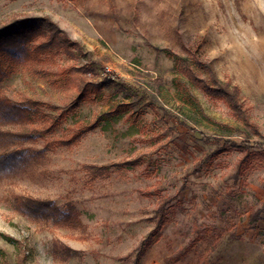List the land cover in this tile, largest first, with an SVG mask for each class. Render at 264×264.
Segmentation results:
<instances>
[{"label":"rangeland","instance_id":"1","mask_svg":"<svg viewBox=\"0 0 264 264\" xmlns=\"http://www.w3.org/2000/svg\"><path fill=\"white\" fill-rule=\"evenodd\" d=\"M42 18L86 56L75 50L57 65H7L5 95L53 103L60 109L46 115L54 119L77 97L62 70L89 65V77L109 85L63 115L46 151L47 138H0V155L26 151L0 169V264H264V237L249 219L264 207V164L235 184L240 154L224 153L181 191L184 176L215 147L202 135L264 144V0H0V24ZM181 59L210 65L223 84L238 87L247 120L182 76ZM179 81L196 106L183 100ZM153 96L168 116L150 105ZM135 99L139 106L103 120L73 145L57 143ZM90 165L108 167L110 176L91 180ZM157 189L176 197L166 226L150 239ZM23 200L50 202L72 219L33 218ZM196 238L192 251L176 258ZM63 247L74 254L66 259Z\"/></svg>","mask_w":264,"mask_h":264},{"label":"trees","instance_id":"2","mask_svg":"<svg viewBox=\"0 0 264 264\" xmlns=\"http://www.w3.org/2000/svg\"><path fill=\"white\" fill-rule=\"evenodd\" d=\"M75 50L79 55L86 56L82 47L71 41L68 36L60 30L50 19H16L7 24H0V126H9L7 131L0 130L1 137H12L22 142H35L38 138H47L43 151H46L55 141L51 135L55 133L63 115H71L79 102L90 99L92 95L103 91L107 85L104 82H97L90 78L92 70L89 65L82 67H71L69 70H62V75L70 89L77 93L75 101L66 107L64 113L54 119L47 117V111H57L60 108L53 103L35 100L23 93H18L17 98H11L5 95L3 84L7 79L5 67L7 65L15 66L17 64L31 66H45L47 64L57 65V59L65 55L67 57H76ZM178 70L188 81L195 87L200 89L212 101L224 103L230 110L233 117L238 120L246 121V110L244 109L241 91L236 86L223 84L215 75L210 65L203 64L198 60L192 64L187 59L178 60ZM154 85L161 86V80H156ZM177 85L182 94L183 100L188 104L197 105L196 99L189 94V90L181 81ZM126 95L131 96L130 91L125 89ZM146 92V90H145ZM141 97L144 98L142 95ZM150 105L159 108L166 116L170 113L162 106H158L156 97H152ZM150 101V100H149ZM148 101V102H149ZM141 101L135 99L132 103H121L111 107V109L97 117L92 125L82 124L78 129L74 130L72 135L67 139L59 140L60 145L71 146L76 143L87 131L94 130L103 120H113L124 112H128L131 108L139 106ZM148 106V105H147ZM50 136V138H48ZM202 141L205 145H215L211 152L206 153L194 165L193 169L184 176V185L181 191L187 189L191 177L201 174L205 168L211 166L213 162L224 153L238 152L240 159L237 163L236 173L234 175L235 184H239L240 177L244 175L249 168H255L264 164V144L251 142L245 139L236 142L231 139L209 137L202 135ZM223 143V144H221ZM26 151L24 148H17L12 152L0 155V169L8 170L15 164L21 162ZM39 154L42 151L38 152ZM1 165L3 168H1ZM132 165V163L121 164ZM120 165V166H121ZM88 176L91 180L99 178H107L110 176L108 167L102 166H85ZM150 195L155 196L156 206L153 211L151 221L155 224V230L150 234L149 238L154 237V233L160 232L167 224L168 210L176 196H167L159 189ZM25 201V202H24ZM19 202V201H18ZM20 206L29 216H34L45 221L52 220L54 222L69 223L72 219L70 213L64 214L53 206L50 202H39L34 200L20 201ZM250 223L259 231L260 236L264 237V207L255 210L250 214ZM11 243L16 241L12 238H5ZM199 238L191 241L189 245L178 251L176 258H185L188 253L198 243ZM145 246L143 242L138 253ZM63 253L70 258L74 252L68 247H63ZM58 253V252H57ZM136 258L134 264H139Z\"/></svg>","mask_w":264,"mask_h":264}]
</instances>
